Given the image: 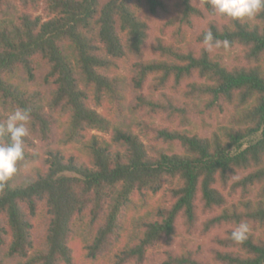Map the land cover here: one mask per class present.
<instances>
[{"label": "trees", "instance_id": "trees-1", "mask_svg": "<svg viewBox=\"0 0 264 264\" xmlns=\"http://www.w3.org/2000/svg\"><path fill=\"white\" fill-rule=\"evenodd\" d=\"M209 30L229 46L206 51ZM18 107L29 134L0 186V264H145L179 223L223 231L218 264H264V11L241 23L208 0H0V122ZM189 246L161 264H207Z\"/></svg>", "mask_w": 264, "mask_h": 264}, {"label": "clouds", "instance_id": "clouds-1", "mask_svg": "<svg viewBox=\"0 0 264 264\" xmlns=\"http://www.w3.org/2000/svg\"><path fill=\"white\" fill-rule=\"evenodd\" d=\"M214 14L224 19L251 21L261 11H264V0H208ZM202 43L206 51L223 46L227 48L229 41L216 40L211 30L206 31ZM30 121L28 109L16 108L4 122H0V186L7 183L18 171V163L24 159L25 137L29 134L27 127ZM249 227L241 222L230 233L236 244L248 239Z\"/></svg>", "mask_w": 264, "mask_h": 264}, {"label": "rangeland", "instance_id": "rangeland-1", "mask_svg": "<svg viewBox=\"0 0 264 264\" xmlns=\"http://www.w3.org/2000/svg\"><path fill=\"white\" fill-rule=\"evenodd\" d=\"M208 20H209V18L207 16L206 19L203 21V25L206 24V22H208ZM162 22L163 21L161 19V21H158L157 24L160 25ZM156 26L157 25H155L154 28H155V31L158 32V30H156ZM202 29H203V26L197 27L192 32V34L194 36H196ZM156 32H153V33H156ZM194 121L197 123L198 130L203 136H205V137L210 136L212 130L209 129V128L203 127L201 118L194 117ZM207 123L215 125V121L213 119L212 120H207ZM98 135L101 136V137L103 136L105 138L108 137V136H105V135H102V134H98ZM254 141H256V138H252V139H249V140L245 141L238 149H235L234 152L242 151L243 149L248 147ZM175 148H176L175 150L177 152H181L182 151L181 147L178 146V145ZM235 180H236V178H234L231 181V183H233ZM178 229L181 232V235L177 238V240L174 243V245L172 247H170V246L167 247L166 244L163 243L161 248L159 249L160 250L159 251L160 252L159 255L155 256L153 260L147 261L145 264H161V262L163 261L162 253L164 251H166L167 249L177 250V248L179 246V242L183 241V240H188L190 242V246H189L190 249L199 250L201 252V254H200V260L201 261L207 262V264H218V263H216L213 260V251H214V249H220V248L217 247V245L214 243V238H215V236L222 235L223 231L216 230V231H213L208 236L202 237L199 234H194V235L186 234L181 223H179Z\"/></svg>", "mask_w": 264, "mask_h": 264}]
</instances>
